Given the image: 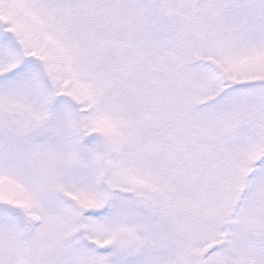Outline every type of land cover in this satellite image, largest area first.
Listing matches in <instances>:
<instances>
[{"label": "snow or ice", "instance_id": "1", "mask_svg": "<svg viewBox=\"0 0 264 264\" xmlns=\"http://www.w3.org/2000/svg\"><path fill=\"white\" fill-rule=\"evenodd\" d=\"M0 264H264V0H0Z\"/></svg>", "mask_w": 264, "mask_h": 264}]
</instances>
